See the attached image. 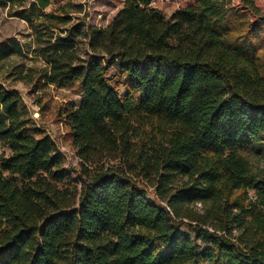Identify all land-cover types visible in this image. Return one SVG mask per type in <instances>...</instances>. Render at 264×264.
I'll return each mask as SVG.
<instances>
[{"label":"trees","instance_id":"1","mask_svg":"<svg viewBox=\"0 0 264 264\" xmlns=\"http://www.w3.org/2000/svg\"><path fill=\"white\" fill-rule=\"evenodd\" d=\"M53 1L0 5L81 95L79 163L0 81V264H264V0H112L84 51Z\"/></svg>","mask_w":264,"mask_h":264},{"label":"rangeland","instance_id":"2","mask_svg":"<svg viewBox=\"0 0 264 264\" xmlns=\"http://www.w3.org/2000/svg\"><path fill=\"white\" fill-rule=\"evenodd\" d=\"M64 0H54L46 8L57 7ZM77 8L71 15L82 22L79 47L86 48L88 27H104L119 10L112 0H74ZM78 5H80L78 7ZM34 34L31 25L10 15L6 6L0 5V81L5 87L15 89L21 95L20 110L29 122L42 128L57 143L65 155L68 168L78 165L65 124L60 120L58 109L81 95L75 88H60L44 82L45 62L34 54ZM207 264V263H205Z\"/></svg>","mask_w":264,"mask_h":264}]
</instances>
